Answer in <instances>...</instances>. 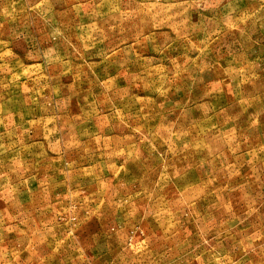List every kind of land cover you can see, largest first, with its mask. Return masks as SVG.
<instances>
[{
	"label": "rangeland",
	"instance_id": "obj_1",
	"mask_svg": "<svg viewBox=\"0 0 264 264\" xmlns=\"http://www.w3.org/2000/svg\"><path fill=\"white\" fill-rule=\"evenodd\" d=\"M0 264H264V0H0Z\"/></svg>",
	"mask_w": 264,
	"mask_h": 264
}]
</instances>
